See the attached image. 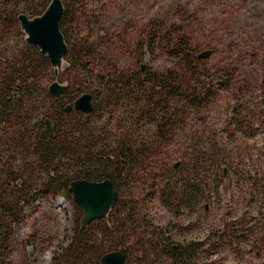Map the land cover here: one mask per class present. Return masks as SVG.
<instances>
[{
    "label": "rangeland",
    "instance_id": "rangeland-1",
    "mask_svg": "<svg viewBox=\"0 0 264 264\" xmlns=\"http://www.w3.org/2000/svg\"><path fill=\"white\" fill-rule=\"evenodd\" d=\"M51 2L0 0V83L26 57L37 59L22 118L0 126V264H75L69 249L83 209L72 192L51 187L38 159L46 118L54 133L81 123L104 151L130 143L146 156L117 182L118 207L84 237V264L118 250L125 264H264V0H62L68 51L58 76L19 21ZM155 33L161 42L152 52L147 38ZM178 36L197 62L191 94L135 95L130 105L108 91L110 76L131 78L140 91L154 86L150 75L177 72L182 63L164 45ZM56 81L68 86L58 98L49 93ZM79 89L93 95L95 114L61 117L60 105ZM164 102L169 111L158 114ZM186 189L194 190L191 202L181 198Z\"/></svg>",
    "mask_w": 264,
    "mask_h": 264
},
{
    "label": "trees",
    "instance_id": "trees-1",
    "mask_svg": "<svg viewBox=\"0 0 264 264\" xmlns=\"http://www.w3.org/2000/svg\"><path fill=\"white\" fill-rule=\"evenodd\" d=\"M159 42L161 41L158 39L157 33H155L152 37L149 36V38H147L148 49L155 52L154 47H156ZM164 46L165 48L170 49L172 56L182 63L177 72L170 73L168 74L169 76L163 77L150 75V83L154 86L149 90L144 86L140 89V91L135 88L131 78L124 79L122 77L120 79H116V77L110 76L108 79V91L119 92L125 96L124 100L129 98L127 102L130 105L135 95H147L152 94L153 92L154 95L152 98L155 99L164 98L168 94H171L170 97H177L183 94V88L185 89V94H191L194 89L191 86L192 83L190 76H197V72L195 71L197 62L192 54L191 43L184 37L178 36L175 39L170 37L169 40L165 41ZM84 53L81 51L79 52V55L84 56ZM36 63L37 59L26 57L23 62V69L14 71L0 83V126L3 125L5 121H10L14 118H22V114L25 109L22 93L27 81L33 77L32 73L36 71ZM142 69L144 70L145 67ZM177 83L178 87L175 85ZM66 93L67 91L64 94ZM79 93L81 96L82 93L87 92L79 89ZM195 93L196 94H194V96L201 95L200 92L196 91ZM120 96H118L117 99L120 100ZM50 101L54 102L59 100L50 98ZM73 103L69 105H72ZM92 104L93 111L89 114L77 112L75 109H72L70 112H66V108L69 105L65 108L60 105L59 114L61 117L64 115L69 119H72L74 116L88 118L95 114L93 95ZM168 106V102H164L163 105H156L155 108L159 114L161 111H169ZM47 120L52 121L54 128L53 120L46 118V131ZM89 131L90 129L83 124H73L71 121L69 124L58 127L56 133H54V130L53 134H50L48 131L47 134L43 133L44 138L39 139L38 144L35 145L38 153V159L42 160V163H44L46 168L47 176L50 180H52L53 185H51V187H55L63 197H66L67 193L72 195L71 185L76 180L98 182L109 179L112 181L114 188L116 189V185L119 180H124V177H131L135 175L146 161L145 154H139L138 151L135 152L134 144L132 145L130 143L121 144L119 149L114 152L104 151V145H99V143L96 145L94 144L93 136L91 135V132L89 133ZM113 146L117 148L115 144ZM179 163L181 164V162ZM15 176L17 175L14 173L12 181L16 183ZM22 184V181H18L17 186L20 187ZM192 192L194 193V190L192 189L184 190L181 198L187 202H191L194 198ZM118 205L119 202L112 207L110 212L117 208ZM96 223L98 222H94L86 229L82 228L81 220L80 223H78L72 246L69 249L72 251V257L70 258L71 263L84 264L88 250L87 244L89 242H86L84 237L87 236L91 227ZM31 253L33 254L32 251ZM180 259H185V255L182 252L180 253Z\"/></svg>",
    "mask_w": 264,
    "mask_h": 264
},
{
    "label": "water",
    "instance_id": "water-1",
    "mask_svg": "<svg viewBox=\"0 0 264 264\" xmlns=\"http://www.w3.org/2000/svg\"><path fill=\"white\" fill-rule=\"evenodd\" d=\"M62 0H52L45 13L34 19L21 14L19 21L21 28L27 35V43L31 46H38L43 54H46L55 70V75H59L66 53L67 44L61 32V20L64 14ZM67 66H64L66 69ZM68 90V86L59 82H54L49 87V93L58 98ZM75 109L77 112L89 114L93 111L92 95L82 93L76 101L66 108V112ZM47 131L53 134L52 121L47 120ZM180 165L175 163L174 168ZM71 191L75 202L83 209L81 226L88 228L94 222L105 218L119 200V194L109 179L102 182L88 180H76L71 185ZM126 255L122 250L105 254L100 264H125Z\"/></svg>",
    "mask_w": 264,
    "mask_h": 264
},
{
    "label": "bare ground",
    "instance_id": "bare-ground-1",
    "mask_svg": "<svg viewBox=\"0 0 264 264\" xmlns=\"http://www.w3.org/2000/svg\"><path fill=\"white\" fill-rule=\"evenodd\" d=\"M60 203H61L65 208H67V207H66L67 204H66V202H65L63 199L60 200ZM50 258H51V257H50Z\"/></svg>",
    "mask_w": 264,
    "mask_h": 264
}]
</instances>
